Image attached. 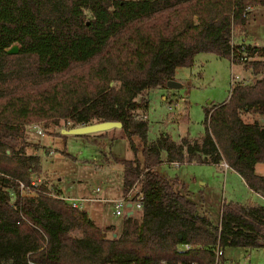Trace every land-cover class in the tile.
Returning <instances> with one entry per match:
<instances>
[{
  "label": "trees",
  "instance_id": "trees-1",
  "mask_svg": "<svg viewBox=\"0 0 264 264\" xmlns=\"http://www.w3.org/2000/svg\"><path fill=\"white\" fill-rule=\"evenodd\" d=\"M253 5L264 0H0V264H213L216 244L264 248V203L224 200L213 224L156 170L162 153L171 163L224 161L264 198V176L254 172L264 163V61L244 63L260 76L234 82L226 100L204 108L198 139L161 132L148 140L140 116L144 92L167 88L200 52L234 64L242 54L264 57V47L232 44ZM14 44L18 52L8 54ZM101 121H119L135 155L133 138L142 145L141 160H118L123 194L138 182L144 196L119 233L60 199L10 202L6 188L41 170L39 157L26 154L28 124Z\"/></svg>",
  "mask_w": 264,
  "mask_h": 264
},
{
  "label": "rangeland",
  "instance_id": "rangeland-1",
  "mask_svg": "<svg viewBox=\"0 0 264 264\" xmlns=\"http://www.w3.org/2000/svg\"><path fill=\"white\" fill-rule=\"evenodd\" d=\"M248 11L246 26L234 29L232 41L236 43L243 38L247 44L264 47V6L253 5ZM248 61H264V57L252 56ZM250 65L234 64L227 58L200 52L195 55L192 66L177 67L174 78L181 84L179 88L160 87L143 94L147 108L140 112V116L148 124L147 139L153 140L161 132L167 133L175 141H180L184 136L201 137L204 134V108L226 100L232 82H253L260 76L250 72ZM244 118L250 120L251 117L244 115ZM34 124L39 125L44 135L35 132L32 128ZM72 127L76 126L69 123L60 127H46L42 122L28 124L26 134L31 145L26 148V154L39 157L41 170L38 174L43 175L46 184L60 188L65 196H71L80 186L88 189L99 186L102 192L105 190L102 194L105 201H89L84 208L89 207L87 211L91 218L99 217L101 223L113 224L119 233L127 209H123L121 216H115L110 200L120 195L122 189V166L118 160L135 157L141 160V142L133 138L138 150L135 155L130 149L129 140L120 136L118 128L105 131L108 133L102 135L98 132L83 135L61 132ZM104 163L109 166H102ZM160 172L168 178L178 177L186 187L177 186L176 189L185 192L188 199L196 203L198 214L210 215L213 224L218 223L217 216L224 200L264 203L258 194L248 191L240 180L230 178L222 168L183 162L178 168L162 164ZM254 172L264 176V163H256ZM202 182L208 185H202ZM199 192L206 193V199L201 198ZM133 214L136 215V212ZM244 252L243 248L225 249L226 256L239 258L240 261ZM248 254L252 255L251 264H264V248L250 249Z\"/></svg>",
  "mask_w": 264,
  "mask_h": 264
},
{
  "label": "built area",
  "instance_id": "built-area-1",
  "mask_svg": "<svg viewBox=\"0 0 264 264\" xmlns=\"http://www.w3.org/2000/svg\"><path fill=\"white\" fill-rule=\"evenodd\" d=\"M249 10V8H247ZM233 37V32H232ZM231 37V38H232ZM233 40V39H232ZM232 44L235 45H247L245 40L242 38L239 42H233ZM248 57L245 54H242L239 61L241 64L246 63L248 61ZM234 82H232L230 85L232 86ZM68 123V122H67ZM32 128H34L35 132L39 135H44L43 130L39 127V125L34 124L32 125ZM173 165L178 166L180 163L177 161L172 162ZM222 166L226 169L228 168V165L223 162ZM2 174V173H1ZM3 175V174H2ZM8 177L7 175H5ZM15 188H6L8 191V196L10 198V202L13 203L17 197V195L20 198L25 197H38L40 195H45L51 198L60 199L66 202L70 207L78 210L84 209V204L89 201L95 200L94 197L91 196H65L63 193H59L57 190V186L53 184H46L44 177L42 174H31L30 178L27 182L15 179ZM100 188L95 187L93 189L94 193L99 192ZM143 192L141 191L140 184L138 182H135L124 194L122 193L121 196L118 198H115L112 200L113 202V214L115 216H121L123 214V209H127V212L131 211L132 213L137 212L141 206L143 201ZM98 201H105V199H97ZM22 219H24L23 215L21 214ZM193 248L189 244H181L179 245V250H189ZM213 252V264H227L228 261L225 257L224 249L219 246V244H216V246L212 249ZM27 264H47V263H41L36 262L31 259H27ZM135 264V263H130ZM159 264H170L165 260H162ZM230 264H239L230 262Z\"/></svg>",
  "mask_w": 264,
  "mask_h": 264
},
{
  "label": "crops",
  "instance_id": "crops-1",
  "mask_svg": "<svg viewBox=\"0 0 264 264\" xmlns=\"http://www.w3.org/2000/svg\"><path fill=\"white\" fill-rule=\"evenodd\" d=\"M251 45H253V46H258V47H263V46H259V45H257V44H254V43H251ZM250 71V70H249ZM251 72V71H250ZM250 120H252V118H250ZM156 138V137H155ZM154 138V139H155ZM153 139V140H154ZM161 158H162V162H161V164L159 165V167H158V172L159 173H161L160 172V166L162 165V164H166V165H170V166H174L175 168H178L180 165H181V163L178 165V166H175V165H173L171 162H168V161H166V158H165V154L164 153H162L161 154ZM224 161H221L220 163H218V164H214V163H207L208 165H210V166H213V167H215V168H222V169H224V171L226 170L227 171V174L226 175H229L230 176V178H233V179H235V181H241V183L248 189V191H250V192H253V191H251L248 187H247V185L245 184V182L242 180V178L236 173V172H234L233 170H231L230 168H224L223 166H222V163H223ZM191 163H193V162H191ZM109 166V165H105V163L104 164H102V166ZM230 173V174H229ZM162 174V173H161ZM163 176H165V177H167L165 174H162ZM168 178V177H167ZM169 180H171V181H174L175 182V187L177 188V186H179V187H181V188H183L184 189V187H186L185 186V184L183 185V182H181L179 179H178V177H174V178H168ZM195 179V178H194ZM202 185H205V186H207L208 184L206 183V182H202L201 183ZM184 186V187H183ZM79 187V186H78ZM97 187H99V186H97ZM100 188V187H99ZM60 189V188H59ZM93 189L94 188H90V189H88L87 187L85 188L84 186H80V188H79V190L77 189V190H75V193L74 194H71V196H75V195H79V196H91V197H94L95 198V200H93V201H98L97 199H106L105 197H103V195L102 194H104V192H105V190H103V192H102V189L100 188V190H99V192H97V193H94L93 192ZM61 190V189H60ZM178 190H180V189H178ZM181 191V190H180ZM61 192L63 193V191L61 190ZM183 194H185L186 195V193L185 192H183V191H181ZM78 193H81L82 195H80V194H78ZM123 192H122V189H121V192H120V195H117V196H115L114 198H111L110 200H113V199H115V198H118L119 196H121V194H122ZM101 194V195H100ZM199 194H200V196H201V198H203V199H206L205 197H204V195L206 194V193H202V192H199ZM187 196V198H188V195H186ZM260 196V195H259ZM261 197V196H260ZM262 198V197H261ZM263 200H264V198H262ZM92 201V202H93ZM235 201V200H234ZM98 202H100V201H98ZM88 209H89V207H88ZM88 209H85L84 208V210H86V212H87V214H88V216H89V213H88ZM206 216H208L209 218H210V220H211V217H210V215H208V214H205ZM89 218L97 225V226H99V227H102V226H104V225H107V224H105V223H101L100 221H98V220H100V218L98 217V218H91L90 216H89ZM219 219H220V209H219V213H218V216H217V222H219ZM212 221V220H211ZM122 222V221H121ZM109 224V223H108ZM218 224V223H217ZM243 249H245V252L242 254L243 256L241 257L242 258V260L240 261V259L239 258H234V257H229V256H226L225 255V257H226V259H227V261H228V263L227 264H230V262L232 261V262H234V263H239V264H251V258H252V255L250 256L249 254H248V250H250V249H248V248H243ZM255 249H257V248H255ZM252 250V249H251ZM224 253H225V249H224Z\"/></svg>",
  "mask_w": 264,
  "mask_h": 264
},
{
  "label": "water",
  "instance_id": "water-1",
  "mask_svg": "<svg viewBox=\"0 0 264 264\" xmlns=\"http://www.w3.org/2000/svg\"><path fill=\"white\" fill-rule=\"evenodd\" d=\"M6 52L8 54L17 53L18 52L17 44H14L10 48L6 49ZM166 86L171 89H177L181 86V84L175 80H169L167 81ZM112 128H121V123L119 121H101L91 124H82L80 126H76L68 129H62L61 132L63 134L83 135V134H92L96 132L106 131ZM128 214L130 215L132 214V212L129 211Z\"/></svg>",
  "mask_w": 264,
  "mask_h": 264
}]
</instances>
